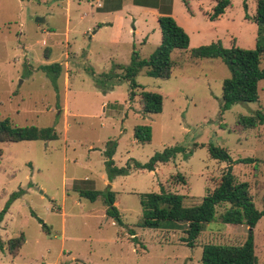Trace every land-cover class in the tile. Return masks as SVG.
<instances>
[{"label":"rangeland","instance_id":"1","mask_svg":"<svg viewBox=\"0 0 264 264\" xmlns=\"http://www.w3.org/2000/svg\"><path fill=\"white\" fill-rule=\"evenodd\" d=\"M215 1L189 0L185 7L170 0V16L188 45L170 53L167 80L141 69L134 77L141 88L129 99L121 69L132 51L147 59L158 46V9L132 0H0V119L12 127H51L56 135L45 142L0 143V210L21 191L0 222V264H198L205 244L243 243L244 225L219 220L227 205L216 208L191 248L181 241L180 223L138 227L140 194L163 189L182 196L189 207L218 184L227 165L209 157L208 145L226 150L233 162L256 159L231 164V173L235 183H247L254 207L264 211V124L242 130L236 125L239 115L264 114V80L256 102L221 112L225 66L219 59H189L191 49L218 41L224 48L253 49L256 0H229L223 14L210 20ZM53 63L60 66L56 92L43 69ZM259 66L264 68V56ZM141 90L161 96L158 114L141 113ZM135 126H148L150 140H134ZM108 141L116 144V168L132 165L129 159L144 164L174 146L190 155L183 159L179 153L153 172L131 170L108 183L102 154ZM107 185L121 225L104 214L101 196H79L102 193ZM251 230L257 263L264 264V218ZM19 235L23 243L10 255L6 242Z\"/></svg>","mask_w":264,"mask_h":264},{"label":"trees","instance_id":"2","mask_svg":"<svg viewBox=\"0 0 264 264\" xmlns=\"http://www.w3.org/2000/svg\"><path fill=\"white\" fill-rule=\"evenodd\" d=\"M189 0H181L188 7ZM135 6H146L158 9L156 18L159 31V44L147 59H139L132 51L129 64L123 67L121 78L128 82L130 92L129 99L135 95L133 90L141 88L134 81V77L141 69H145V75L151 78L167 80L170 77L172 62L170 53L173 50H185L188 45V37L181 27L170 16V0H132ZM159 5V6H158ZM161 5V6H160ZM229 6V0H216L209 16L210 20L217 19ZM246 15H244V18ZM256 25L255 41L253 49H240L231 44L229 48L221 46L220 42L198 46L189 52V59H219L225 66L228 77L221 82V106L220 111L227 110L236 103L256 102L258 99V83L264 80V68H260V60L264 56V0H256L254 14L251 17ZM50 83L56 92L55 81L60 72L58 64H50L43 67ZM138 106L143 114H158L161 111L162 98L157 93L140 91L138 93ZM264 124V114L256 111L252 115H239L236 125L239 129L254 128ZM133 139L143 143L150 140L148 126H135L132 131ZM56 135L53 128H36L34 126L12 127L7 119H0V143H17L23 141H51ZM115 142L108 141L103 151V168L106 180L110 183L115 177L126 176L131 170L154 171L156 165L165 164L179 153H183V159L190 155V151L184 152L179 146L165 148L159 153H154L146 163L141 164L132 159V165L128 163L124 167L113 166L112 156L115 152ZM207 152L211 159L226 163L225 172L221 175L218 184L208 192L196 206L184 207L182 196L160 189L158 193H144L139 195L140 220L139 228L158 229L161 222H177L184 226L181 241L187 247H193L194 242L203 230L205 224L214 219L217 207L225 206L219 215L222 224L244 225L247 228L246 237L239 246L205 244L201 247V255L198 264H258L254 254L252 228L263 217L264 211H258L251 202L248 193V185L245 182L235 183L231 173V164H252L253 158H243L231 161L226 150L207 146ZM1 154V153H0ZM176 178L183 183L178 174ZM21 191L12 193L3 208L0 210V222L9 204L20 195ZM93 201L97 196L103 198L105 205L104 214L121 225L120 217L114 206V192L109 186L102 193L85 191L79 193ZM40 223V221L38 220ZM43 229H46L42 225ZM129 236L134 241V233L129 230ZM23 243L22 235L11 238L6 242V250L14 255L17 248Z\"/></svg>","mask_w":264,"mask_h":264},{"label":"water","instance_id":"3","mask_svg":"<svg viewBox=\"0 0 264 264\" xmlns=\"http://www.w3.org/2000/svg\"><path fill=\"white\" fill-rule=\"evenodd\" d=\"M34 21L37 22V23H41L43 20L40 19V18H35Z\"/></svg>","mask_w":264,"mask_h":264},{"label":"crops","instance_id":"4","mask_svg":"<svg viewBox=\"0 0 264 264\" xmlns=\"http://www.w3.org/2000/svg\"><path fill=\"white\" fill-rule=\"evenodd\" d=\"M155 170V169H154ZM153 172V171H152ZM69 184L71 183V181L70 182H68ZM109 186V185H108Z\"/></svg>","mask_w":264,"mask_h":264}]
</instances>
